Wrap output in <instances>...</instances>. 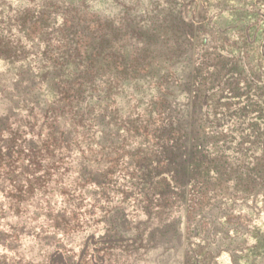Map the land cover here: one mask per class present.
Here are the masks:
<instances>
[{
	"label": "trees",
	"instance_id": "obj_1",
	"mask_svg": "<svg viewBox=\"0 0 264 264\" xmlns=\"http://www.w3.org/2000/svg\"><path fill=\"white\" fill-rule=\"evenodd\" d=\"M86 4L29 0L0 26V61L15 72L0 79L1 218L50 221L43 233L63 239L99 222L106 233L84 238L74 260L60 244L45 264H105L100 252L131 241L114 222L127 213L108 210L116 192L148 220L182 207L204 243L184 264H218L238 246L221 239L248 235L244 208L264 195V72L216 47L177 60L195 35L179 17L133 26Z\"/></svg>",
	"mask_w": 264,
	"mask_h": 264
},
{
	"label": "rangeland",
	"instance_id": "obj_2",
	"mask_svg": "<svg viewBox=\"0 0 264 264\" xmlns=\"http://www.w3.org/2000/svg\"><path fill=\"white\" fill-rule=\"evenodd\" d=\"M81 1H86L89 10L102 17L118 22L125 21L133 26H158L166 21L171 23L179 17L195 30V35L192 36L195 52L183 49L177 60L184 61V57L191 52L192 64H196L205 50L210 54L212 47H216L215 54H221L220 60L234 58L239 61V65L240 62L242 65L244 62H250L255 70L264 72V0ZM28 4L29 0H0V26L6 17L12 19L15 12H20L19 10ZM245 32L250 34L246 45L243 44L242 38ZM213 58L214 55L210 56V59ZM192 68V65L180 68V75L188 77L193 71ZM14 73V70L8 69V66L0 61V79L8 76L11 78ZM144 88L146 86L140 87ZM185 98L180 95V104L186 101ZM24 164L28 162L25 161ZM109 195L112 202L108 205V210L112 215L120 216L118 211L122 208L127 213L125 219L114 222H125L122 225L123 233L129 236L131 241L112 251L100 252L104 256L105 264H184L185 255H193L191 250L198 252L202 249L204 243L200 238H191V229H185V212L182 207L166 212L160 219L148 220L142 209L143 204L139 201L135 204L128 201L119 207L117 199H121V195L116 192ZM255 206L251 211L244 208L250 219L247 222L250 223L248 235L240 239H221L224 245L230 244L234 247L238 243V246L231 252L222 248L216 258L218 264H264V195L258 197ZM58 210V207L54 208L55 212ZM1 215L0 264H45L48 249L60 244L70 250V259L74 260L75 253L86 240L84 238L92 232L96 238L106 233L103 224L91 221L81 227L85 229L84 232L75 231L70 237L63 239L61 233L55 236L43 233V229H49L47 226L50 221L41 219V222H35L27 217L1 218ZM83 216V219H89L88 215ZM221 219L224 222L223 217ZM222 226L226 227L225 224ZM208 233L207 230L203 231L201 237H208ZM229 236H233L232 233H229ZM221 240H218V243ZM191 242L198 243L199 246H193ZM48 246L50 248H47ZM216 247L214 245V249ZM89 249H93V244H90Z\"/></svg>",
	"mask_w": 264,
	"mask_h": 264
}]
</instances>
